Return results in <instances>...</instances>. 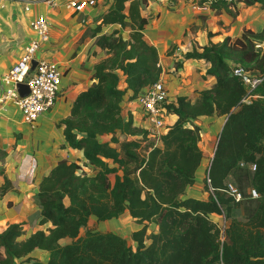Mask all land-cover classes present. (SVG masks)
Segmentation results:
<instances>
[{
    "label": "trees",
    "instance_id": "trees-1",
    "mask_svg": "<svg viewBox=\"0 0 264 264\" xmlns=\"http://www.w3.org/2000/svg\"><path fill=\"white\" fill-rule=\"evenodd\" d=\"M240 2L259 3L264 9V0H216L210 6L216 13L225 10L235 17ZM146 5L148 0H112L98 17L91 36L106 56L94 64L95 81L79 92L69 115L61 121L68 146L82 152L94 174L79 175L77 163L58 161L40 180L34 197L41 208L40 224L51 226L25 237L21 223L9 224L0 232V264H14L33 251L47 252L48 258L28 257L29 264H264V79L254 91L256 97L246 101V86L232 72L234 65H246L264 75V52L255 47L264 41V26L260 32L247 28L235 38L226 36L220 43L209 40L201 50L187 51L185 60L209 63L207 73L215 83L199 91L194 102L179 96L176 103L166 105L167 113L177 119L162 136L161 147L141 157L139 141L129 140L122 143L121 156V150L113 146L119 142L118 133L144 138L146 134L133 125L131 115L122 117L123 98L131 91L129 100L135 99L162 74L156 47L144 39L148 18L142 10ZM109 24L129 27L128 38L117 29L102 32V26ZM182 64L175 61L174 67ZM119 73L124 75L125 88L119 87ZM204 116L225 118L209 165L210 183L203 181L208 197L179 199L194 183L203 160L202 132L195 120ZM102 136L109 140L101 141ZM251 163L256 165L254 171L248 168ZM240 167L252 174L251 187L259 197L250 198L247 190L254 204L246 220L227 221L221 242L210 215L225 213L231 204H238L222 189ZM0 175L5 188L8 179L2 167ZM124 212L143 224L131 233L135 248L113 231L88 230L80 235L91 215L104 221ZM148 222L157 225L156 233L147 234ZM63 239L69 242L63 244Z\"/></svg>",
    "mask_w": 264,
    "mask_h": 264
},
{
    "label": "crops",
    "instance_id": "crops-1",
    "mask_svg": "<svg viewBox=\"0 0 264 264\" xmlns=\"http://www.w3.org/2000/svg\"><path fill=\"white\" fill-rule=\"evenodd\" d=\"M198 1L148 0V5L142 10V14L148 18V23L143 29L144 39L154 45L158 51L162 68L160 77L169 89L171 103H176L179 96H185L194 102L198 98L199 91L210 88L215 83V78L207 73L208 62L184 59L183 55L192 50L198 37L202 38L199 43L202 47L208 44L210 39L215 42L223 40L226 36L235 38L242 33V27L260 32L264 26V9H261L256 16H247L239 12L233 17L225 10L216 13L213 9L191 8V5ZM111 3L112 0H100L96 7L80 13H72L65 7L62 10L58 8L50 10L41 4L33 3L30 12H26L20 0H0V88L2 76L18 60L24 46L33 37L29 20L41 11L48 13L51 27L50 38L39 54L57 61L62 70L60 91L54 106L48 112L42 113L34 123H25L14 103L0 105V167L4 169L8 179L6 187L2 188L4 177L0 175V232L11 223H21L25 237L43 229L40 224L41 208L34 200L40 180L49 174L58 161L62 159L69 161L83 156L82 152L68 146L61 121L69 115L79 92L95 81L94 64L106 56L105 52L95 45L91 34H84L87 30L96 27L98 17L109 8ZM243 5V2L238 4L239 11L244 10ZM191 27H194L196 33L190 30ZM114 29L120 30L122 34L127 33V37H123L128 38L129 27L122 28L119 24L102 26L104 33H110ZM208 32L214 35L208 38ZM179 57L183 58V64L176 69L174 62L178 61ZM187 62L196 63L197 71L195 72V68L192 67L187 68L185 66ZM119 76V87L125 88L124 75L119 73ZM130 94L131 91H127L123 98L121 115L124 119L129 115L137 119L140 108L134 99L129 100ZM215 118L218 117H202L206 123L213 122ZM221 118L220 127L225 120L224 117ZM176 119L175 114L167 113L170 126ZM195 123L201 126L199 120H195ZM102 137L101 141L104 140ZM116 137L119 142L113 146L119 150L125 141L139 140L138 136L119 133ZM204 168L205 164L202 160L195 172L194 183L186 188L179 199L197 198L196 195L208 194L203 188ZM117 173L121 174L122 171L118 170ZM218 217V214L210 215L212 220ZM89 220L98 221L102 226H109L113 221L122 229L130 228L131 232L143 226L135 223L128 212H124L118 218L104 221H99L91 215ZM146 225L147 234L158 231L155 223L148 222ZM64 240L66 239L61 240V243ZM146 243L148 244L149 240ZM39 253H42L44 258L39 259L36 256ZM28 257L46 261L48 253L33 251L24 258V261L20 258L14 264H29L26 260Z\"/></svg>",
    "mask_w": 264,
    "mask_h": 264
},
{
    "label": "built area",
    "instance_id": "built-area-1",
    "mask_svg": "<svg viewBox=\"0 0 264 264\" xmlns=\"http://www.w3.org/2000/svg\"><path fill=\"white\" fill-rule=\"evenodd\" d=\"M23 2L24 10L30 12L31 5L38 3L46 9H56L61 6L69 9L72 13L84 12L88 8L96 7L100 0H20ZM216 0L198 1L191 5L195 10L211 9V3ZM229 3H238L239 0H223ZM29 27L33 37L24 46L18 60L2 76L0 88V105L14 103L21 113V118L25 123L32 124L38 117L48 112L55 104L60 91V78L62 70L60 64L52 59L39 56V51L50 38V21L47 12H39L29 20ZM33 61L35 62L32 67ZM233 74L240 78L246 86V101L256 97L255 89L261 84L264 75L253 74L240 65L232 67ZM177 73V71H176ZM22 83L28 86L29 93L21 97L17 92V84ZM140 108V115L137 119L133 115V125L146 132L144 135H138L139 143H150L148 151L154 147H161V138L168 131L170 124L167 121L166 105L170 104L169 89L161 77L151 85L142 89L134 99ZM140 147V146H139ZM76 150V149H75ZM148 153V152H147ZM146 153V155H147ZM145 155V156H146ZM144 157V156H143ZM69 161L78 164L77 174L91 176L94 174V168L88 163L84 156L70 159ZM210 165V162H209ZM209 165L205 174V181L209 185L208 176ZM244 166V163L240 164ZM250 171L256 169L254 163L248 164ZM222 191L231 198L234 203L243 200V193L238 186L227 183ZM212 193V188H210ZM248 195L252 199L259 197L255 188L248 189ZM220 233V241L223 242L227 220L225 213L219 214L218 219L213 220Z\"/></svg>",
    "mask_w": 264,
    "mask_h": 264
},
{
    "label": "rangeland",
    "instance_id": "rangeland-1",
    "mask_svg": "<svg viewBox=\"0 0 264 264\" xmlns=\"http://www.w3.org/2000/svg\"><path fill=\"white\" fill-rule=\"evenodd\" d=\"M242 8H244V10L239 11V9H238L237 10V14L240 12V13H245L247 16L248 15L256 16L260 12V10L263 9L262 6L259 3H255V4H252V5L244 4ZM58 9L62 10V9H64V6H61ZM41 12H43V11H41ZM224 28L226 29V27H224ZM242 28H243L242 31L244 29H247L245 27H242ZM190 30L192 32L196 33V30H194V27H191ZM90 34H91V29L87 30L84 35H90ZM121 34H122V32H121ZM122 36L127 37V33H123ZM197 37H198V35H197ZM218 38H220V37H218ZM218 38H216V39H218ZM200 41H202V38L198 37V40L196 39V44L193 47H197L198 50H201V48H200L201 46L199 44V43H201ZM210 41H212V40L210 39ZM216 41L214 43H220L222 40H216ZM47 42H45L44 45ZM256 43L257 44L255 45V47L257 49H261L264 52V41L260 42V43L259 42H256ZM41 49H40V51H41ZM40 51H39V53H40ZM39 56H40V54H39ZM185 66L187 68H189V67L190 68L191 67L195 68L194 69L195 72L197 71V68H198V65L196 63L192 64L191 62H187L185 64ZM243 67H245L247 70H249L253 74H257L259 72L257 69L248 68V66H246V65H244ZM182 76H183V74H182ZM198 120H199V123L201 125L200 127H201V132H202V136H201V140H200V147H201L202 152H203V160L206 162V163H204L205 164V168L203 169V173H204L203 179H205L206 170H207V167L209 165V162L212 159L213 152H214V149H215V145H216V142H217V139H218V133L221 130L220 126L222 124V118L221 117L215 118V120L213 122H210V123H206L202 118L198 119ZM102 138H104V140H108L109 137L108 136H103ZM139 146L140 147L137 148L138 154L141 157H143V156L146 157L145 155L148 152V148L150 147V143L142 142L141 145L139 144ZM120 150H121V154L120 155L123 156L124 153H123V150H122L121 147H120ZM251 176H252V174L248 171L247 168H241V167L236 169L233 172V174L229 176V178L227 180L228 181L227 183H231V184H234V185L238 186L244 192L245 198H244V200L241 203L231 204L229 209H225V215H226L227 221H229L231 218H236V219L242 220V221L246 220L247 213H248L249 209L254 204L253 200L249 199L248 196H247V190H248L249 187L251 188ZM109 177H110L111 180H114V175H110ZM203 196L205 198H207L208 194H205ZM203 196L196 195V197L199 198V199H201V198L205 199V198H203ZM115 223H116V221H115ZM98 224H99L98 221H92V220L88 219V222H87L86 226L82 227V229L80 231V235H83L88 230L113 231V232L123 236L124 238H126L128 243L133 248H135L136 243L133 242V240L131 238V233L132 232H131L130 228L126 227L125 229H122L119 226L115 225L113 221H112V223L109 226H102V224H99V226H98ZM42 226H43V229H45V228L47 229L51 225H48L47 223H45ZM68 241L69 240L66 239V240L62 241V243L64 244V242L67 243ZM36 256L39 259L44 258V256H42V253L36 254ZM24 258L21 259V260L24 261ZM35 259H37V258H35Z\"/></svg>",
    "mask_w": 264,
    "mask_h": 264
},
{
    "label": "water",
    "instance_id": "water-1",
    "mask_svg": "<svg viewBox=\"0 0 264 264\" xmlns=\"http://www.w3.org/2000/svg\"><path fill=\"white\" fill-rule=\"evenodd\" d=\"M177 60L182 62L183 58L179 57ZM32 64H33L32 67H34L35 62L33 61ZM16 87H17V92H18L19 96H21V97H24V96H26L29 93V88L25 84L19 83V84H17Z\"/></svg>",
    "mask_w": 264,
    "mask_h": 264
}]
</instances>
